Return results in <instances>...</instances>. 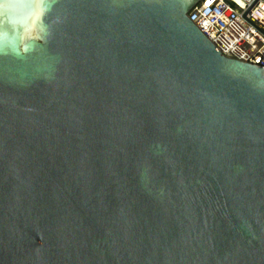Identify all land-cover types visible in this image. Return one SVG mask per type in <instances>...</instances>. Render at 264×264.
I'll return each instance as SVG.
<instances>
[{
    "label": "water",
    "instance_id": "1",
    "mask_svg": "<svg viewBox=\"0 0 264 264\" xmlns=\"http://www.w3.org/2000/svg\"><path fill=\"white\" fill-rule=\"evenodd\" d=\"M199 0H0V264H264V66Z\"/></svg>",
    "mask_w": 264,
    "mask_h": 264
},
{
    "label": "built area",
    "instance_id": "2",
    "mask_svg": "<svg viewBox=\"0 0 264 264\" xmlns=\"http://www.w3.org/2000/svg\"><path fill=\"white\" fill-rule=\"evenodd\" d=\"M188 16L224 55L264 66V0H199Z\"/></svg>",
    "mask_w": 264,
    "mask_h": 264
}]
</instances>
